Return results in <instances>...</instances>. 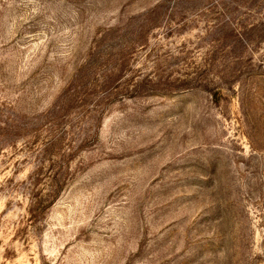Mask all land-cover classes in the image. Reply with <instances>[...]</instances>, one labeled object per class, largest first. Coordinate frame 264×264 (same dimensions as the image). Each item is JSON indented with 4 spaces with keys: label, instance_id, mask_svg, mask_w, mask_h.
I'll return each instance as SVG.
<instances>
[{
    "label": "rangeland",
    "instance_id": "374dc122",
    "mask_svg": "<svg viewBox=\"0 0 264 264\" xmlns=\"http://www.w3.org/2000/svg\"><path fill=\"white\" fill-rule=\"evenodd\" d=\"M0 264H264V0H0Z\"/></svg>",
    "mask_w": 264,
    "mask_h": 264
}]
</instances>
